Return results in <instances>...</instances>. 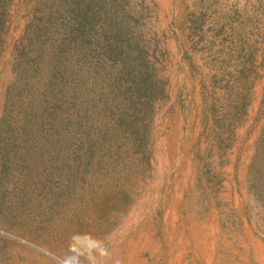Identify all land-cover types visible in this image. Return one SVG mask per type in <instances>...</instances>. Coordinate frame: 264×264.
Returning a JSON list of instances; mask_svg holds the SVG:
<instances>
[{"label": "rangeland", "instance_id": "rangeland-1", "mask_svg": "<svg viewBox=\"0 0 264 264\" xmlns=\"http://www.w3.org/2000/svg\"><path fill=\"white\" fill-rule=\"evenodd\" d=\"M264 264V0H0V264Z\"/></svg>", "mask_w": 264, "mask_h": 264}, {"label": "clouds", "instance_id": "clouds-1", "mask_svg": "<svg viewBox=\"0 0 264 264\" xmlns=\"http://www.w3.org/2000/svg\"><path fill=\"white\" fill-rule=\"evenodd\" d=\"M85 238L89 240V247L91 249V255L88 257V264H108L107 258L110 256L109 250L99 241H94L91 237ZM61 264H82V262L78 255H70L64 257Z\"/></svg>", "mask_w": 264, "mask_h": 264}]
</instances>
